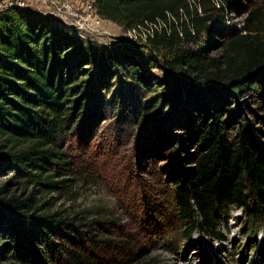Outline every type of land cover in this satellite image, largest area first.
I'll list each match as a JSON object with an SVG mask.
<instances>
[{
  "label": "trees",
  "instance_id": "16d2710c",
  "mask_svg": "<svg viewBox=\"0 0 264 264\" xmlns=\"http://www.w3.org/2000/svg\"><path fill=\"white\" fill-rule=\"evenodd\" d=\"M240 4L96 0L99 16L124 28L166 24L143 46L126 41L118 49L83 40L75 28L35 6L0 12V176L15 172L25 189L34 187L25 197L0 193V236L10 239L11 248L6 257L19 264H126V258L103 260L86 246L82 227L96 220L52 210L53 201L34 195L35 187L59 197L72 192L79 178L73 174L70 137L87 120L89 127L105 120L109 109L170 144L160 166L173 204L169 217L185 225L188 238L200 231L223 239L222 221L233 209L244 212L249 238L264 227L260 9L247 19L248 33L224 35L222 57L206 55L227 8ZM154 69L163 75L154 77ZM117 79L120 88L126 82L132 100L109 97ZM143 202L145 213L154 215L158 205L146 195ZM252 246L259 251L256 242Z\"/></svg>",
  "mask_w": 264,
  "mask_h": 264
},
{
  "label": "rangeland",
  "instance_id": "374dc122",
  "mask_svg": "<svg viewBox=\"0 0 264 264\" xmlns=\"http://www.w3.org/2000/svg\"><path fill=\"white\" fill-rule=\"evenodd\" d=\"M82 5L75 8L86 15ZM255 8L260 9L264 21V0H242L238 7L227 8L224 20L217 23L218 32L210 38L206 55L222 57L227 40L224 35L230 31L248 33L247 19ZM58 20L102 49H118L131 40L127 28L101 18L97 11L91 18L62 16ZM136 43L143 46L146 41ZM152 75L158 78L163 72L154 69ZM115 82L109 97L115 93L132 100L126 82L123 88L118 79ZM116 112L107 110L105 120L93 121L92 127L91 121H85V127L70 137L73 174L79 178L73 182L72 192L59 197L35 187L36 199L53 201L52 210L68 209L84 217H79L82 221L96 220L82 227V238L103 260L126 258V264H264V227L256 228L257 233L249 238L242 209L231 210L229 218L222 221L221 240L200 231H194L190 238L186 236L185 225L169 217L174 214L173 204L166 175L160 169L167 162L165 149L170 144L157 137L153 129L141 130L131 117ZM180 139L178 136L173 143ZM33 190V186L25 189L15 172L0 176V193L3 191L7 197H25ZM144 195L158 205L154 215L145 213ZM9 242L8 237L0 236V264H19L6 257L11 253V248L7 250ZM255 242L260 245L259 251L252 246Z\"/></svg>",
  "mask_w": 264,
  "mask_h": 264
},
{
  "label": "built area",
  "instance_id": "2783aa9c",
  "mask_svg": "<svg viewBox=\"0 0 264 264\" xmlns=\"http://www.w3.org/2000/svg\"><path fill=\"white\" fill-rule=\"evenodd\" d=\"M82 3L86 15H81L77 10V4ZM96 0H0V12L11 7H38L42 12L54 18L60 19L62 16L73 18H91L96 10ZM98 14V13H97ZM99 15V14H98ZM166 24L162 20L156 22H146L136 27L129 28L128 33L131 36V42L136 43L140 39L145 41L149 36H153L156 29Z\"/></svg>",
  "mask_w": 264,
  "mask_h": 264
}]
</instances>
